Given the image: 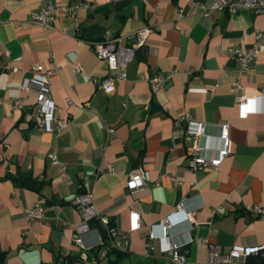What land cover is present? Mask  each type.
Segmentation results:
<instances>
[{
  "label": "crops",
  "instance_id": "0c3cea01",
  "mask_svg": "<svg viewBox=\"0 0 264 264\" xmlns=\"http://www.w3.org/2000/svg\"><path fill=\"white\" fill-rule=\"evenodd\" d=\"M42 1L0 0V248L7 263L92 264L102 234L92 227L83 235L88 248L76 244L82 217L74 203L91 192L99 213L128 234L122 264H173L160 241L150 255L146 243L182 201L194 217L174 216L170 234L186 264H246L214 262L211 248L228 255L236 245H264V101L238 105L233 90L239 81L240 93L260 92L264 52L246 72L229 53L253 46L264 15L246 8L206 14L203 5L217 0H53L78 7L44 28L31 20ZM144 27L151 33L127 79L107 93L96 80L111 72L93 43L109 30L129 45V35ZM35 63L52 69L56 113L68 121L60 132L36 128L37 89H22ZM158 73L168 79L154 90ZM19 100L23 108L15 109ZM180 117L230 125L232 153L218 169L190 167L189 145L174 138ZM137 172L146 183L133 192ZM22 173L43 181L41 191L18 185L13 177ZM37 203L43 215L29 218Z\"/></svg>",
  "mask_w": 264,
  "mask_h": 264
},
{
  "label": "built area",
  "instance_id": "2783aa9c",
  "mask_svg": "<svg viewBox=\"0 0 264 264\" xmlns=\"http://www.w3.org/2000/svg\"><path fill=\"white\" fill-rule=\"evenodd\" d=\"M78 5L68 7L58 4L53 0H43L40 7L31 15V20L34 23L40 24L44 28L51 27L55 19L62 14H72L75 12ZM227 9L231 14L237 13L241 9H251L257 14L264 15V0H217L213 5H203V10L206 14L210 9ZM151 29L144 27L129 35L131 44L124 45L123 36H115L111 31L107 30L104 38L93 43V49L99 59H103L108 63L110 75L102 80L97 79L96 82L107 93H112L115 90V82L127 79V68L129 63L136 57L138 48L145 44ZM264 52V31L257 32V40L252 47H234L229 50L230 55L236 57L242 66V71L246 72L251 69L257 59ZM80 69L79 66L76 67ZM12 71H19L18 67H13ZM52 69L44 70L42 66L35 63L30 69V76L24 78L22 89L30 90L36 87L38 92L37 102V122L36 128L42 132H60L66 128L68 121L60 119L56 113V103L51 96L49 75ZM168 76L163 73H158L152 78V87L157 90L163 87L167 82ZM242 88L238 81L234 84L233 90L236 92L237 104L244 105L250 99H262L264 101V87L254 97H249L244 93H240ZM15 109L23 108V103L19 100L14 102ZM113 131V129H111ZM174 138L178 142L189 145V163L194 171L198 170H216L225 159L232 153V138L230 125L226 122H220L216 125H209L207 122L187 119L180 117L176 121V129ZM50 158L54 163H60L63 171L65 166L61 163L56 154L52 153ZM64 175V174H63ZM146 183V178L143 172L133 173L129 181V187L133 192H136ZM74 203L80 211L82 220L77 225V235L75 242L78 246L88 248L84 242L83 235L91 229L90 222L92 219H100L108 230L110 243L105 244V240L100 236L99 246L101 251L92 264H100L102 261L109 260V251L112 248L119 249L123 252L128 251V234L118 229L117 226L111 225V220L105 215H101L93 202V194L87 192L77 195ZM224 211L223 208L219 209ZM264 211V209H263ZM44 212V206L37 203L34 207L27 210L29 218L41 217ZM183 216L187 220H192L194 214L186 207L185 201H182L176 211L166 218L161 223V234H156L153 231L149 234V240L146 243L147 255H150L156 249L155 242L160 241L163 246V252L169 263L186 264L188 256L183 249V245L179 244L171 237L170 231L173 226L174 216ZM262 246L245 247L236 245L228 255H224L221 251L212 246L211 260L214 262H228L234 259H245L252 253H257Z\"/></svg>",
  "mask_w": 264,
  "mask_h": 264
},
{
  "label": "trees",
  "instance_id": "16d2710c",
  "mask_svg": "<svg viewBox=\"0 0 264 264\" xmlns=\"http://www.w3.org/2000/svg\"><path fill=\"white\" fill-rule=\"evenodd\" d=\"M13 179L15 180V182L23 187H27L29 189L35 190L37 192L41 191L42 186L44 185L43 181H40L36 178H34L31 174H27V173H22L20 174L18 177H13ZM260 216V215H259ZM111 225H114V222L111 221ZM90 226L92 227H97L100 232H101V236L104 238L105 240V244H109V236H108V230L106 228V226L101 222L100 219H92L90 222ZM101 251V247L98 246V248L95 251V256L98 257L99 253ZM109 264H122L121 262L123 260H125L128 256V252H123L119 249H115L112 248L109 251ZM8 260V254L7 252L3 251L0 248V264H8L7 263ZM244 261L246 262V264H264V248L261 249L259 252L257 253H252L250 255H248Z\"/></svg>",
  "mask_w": 264,
  "mask_h": 264
}]
</instances>
